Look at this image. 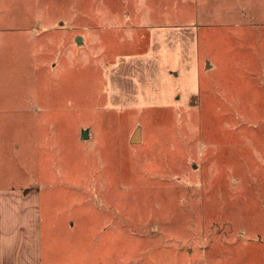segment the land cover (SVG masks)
I'll return each instance as SVG.
<instances>
[{
  "label": "rangeland",
  "instance_id": "rangeland-1",
  "mask_svg": "<svg viewBox=\"0 0 264 264\" xmlns=\"http://www.w3.org/2000/svg\"><path fill=\"white\" fill-rule=\"evenodd\" d=\"M41 179L44 264H264V0H0V185Z\"/></svg>",
  "mask_w": 264,
  "mask_h": 264
},
{
  "label": "crops",
  "instance_id": "crops-1",
  "mask_svg": "<svg viewBox=\"0 0 264 264\" xmlns=\"http://www.w3.org/2000/svg\"><path fill=\"white\" fill-rule=\"evenodd\" d=\"M34 145H31L32 154L41 153L39 149L43 151L41 144ZM29 147L21 143L20 148L27 150ZM19 169L22 179L29 176L24 168L20 166ZM36 170H39L38 164ZM23 182L16 186L0 185V264H44L48 256L49 246L44 242L43 230L42 179L35 185ZM122 259L123 248L115 257L116 261L121 260L118 264ZM72 261L75 263V258Z\"/></svg>",
  "mask_w": 264,
  "mask_h": 264
},
{
  "label": "water",
  "instance_id": "water-1",
  "mask_svg": "<svg viewBox=\"0 0 264 264\" xmlns=\"http://www.w3.org/2000/svg\"><path fill=\"white\" fill-rule=\"evenodd\" d=\"M77 42H80V37H78L77 38ZM89 137V131H88V129H84V130H82V138L83 139H85V138H88ZM134 142H136L137 141V133L135 134V136H134Z\"/></svg>",
  "mask_w": 264,
  "mask_h": 264
}]
</instances>
